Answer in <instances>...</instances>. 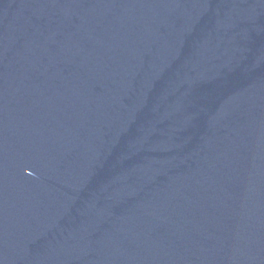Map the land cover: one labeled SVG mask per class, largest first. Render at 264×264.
I'll return each mask as SVG.
<instances>
[{
  "label": "water",
  "instance_id": "95a60500",
  "mask_svg": "<svg viewBox=\"0 0 264 264\" xmlns=\"http://www.w3.org/2000/svg\"><path fill=\"white\" fill-rule=\"evenodd\" d=\"M0 264H264V0H0Z\"/></svg>",
  "mask_w": 264,
  "mask_h": 264
}]
</instances>
